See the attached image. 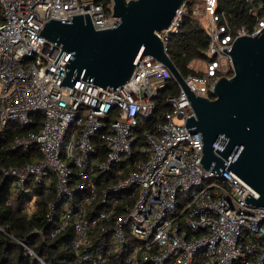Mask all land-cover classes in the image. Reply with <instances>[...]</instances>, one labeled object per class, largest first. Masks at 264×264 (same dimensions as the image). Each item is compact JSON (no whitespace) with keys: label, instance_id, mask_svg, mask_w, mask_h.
<instances>
[{"label":"built area","instance_id":"2783aa9c","mask_svg":"<svg viewBox=\"0 0 264 264\" xmlns=\"http://www.w3.org/2000/svg\"><path fill=\"white\" fill-rule=\"evenodd\" d=\"M239 1L252 18L241 25L220 0L192 3L191 15L208 42L203 56L188 62L185 75L177 69L196 95L213 98L217 81L234 73L232 57L223 48L230 51L236 38L254 36L264 27V0ZM114 3L0 0V132L26 128L15 136L14 147L41 154L4 172L18 184L30 177L49 182V175L54 176L60 196L82 193L77 208H67L63 222L51 232L55 236L72 222L71 245L77 252L98 226L112 232L111 244L119 252L129 236L135 238L129 264H264V206L245 199L258 193L235 172L204 169L201 134L186 126L195 112L168 66L149 54L137 63L140 53L132 76L117 90L82 78L70 93L59 88L71 54L40 34L45 22L89 12L96 30L111 28L118 21L112 15ZM186 9L185 0L171 24L156 32L168 55ZM171 81L175 90L163 98L169 110L160 116L157 98ZM97 180L109 184L99 191ZM127 191L136 195L134 204L111 228L104 227L101 222ZM107 197L110 206L89 217L93 202ZM84 251V261L98 264L103 259L100 252Z\"/></svg>","mask_w":264,"mask_h":264},{"label":"water","instance_id":"95a60500","mask_svg":"<svg viewBox=\"0 0 264 264\" xmlns=\"http://www.w3.org/2000/svg\"><path fill=\"white\" fill-rule=\"evenodd\" d=\"M185 0H114L118 21L96 30L89 12L72 15L69 21L50 19L40 31L48 41L71 54L66 76L59 88L71 91L79 79L116 89L126 83L144 55L163 62L187 93L195 112L187 118L190 133L202 137V166L220 173L235 172L258 193L246 202L264 206V27L254 36L235 39L230 51L234 73L221 77L213 98L190 90L164 50L157 31L167 28ZM117 90V89H116Z\"/></svg>","mask_w":264,"mask_h":264},{"label":"trees","instance_id":"16d2710c","mask_svg":"<svg viewBox=\"0 0 264 264\" xmlns=\"http://www.w3.org/2000/svg\"><path fill=\"white\" fill-rule=\"evenodd\" d=\"M194 1L186 0L187 9L182 29L169 43L170 58L183 75L188 72L187 64L192 58L203 56L208 42L204 30L191 15ZM220 5L239 17L236 25L252 21L245 10H242L239 0H220ZM172 85H175L174 81L157 98V113L160 116L169 110L163 98L168 92L175 90L170 88ZM26 131V128L14 131L6 128L0 132V264H94L81 259L84 250L100 252L103 259L98 264H129L126 259L135 243L133 236H129V243L122 252L116 251L112 246V232H104L98 226L90 230L87 246L78 252L71 245L75 237L72 222L58 234L51 236V232L63 222L65 210L69 207L73 210L77 208L82 193L60 196L54 176L49 175V182L30 177L23 184H18L14 176L4 172L10 168H21L41 158L39 152L14 147L15 136ZM97 183L100 191L109 181L100 183L97 180ZM131 193L127 191L119 197L114 213L108 220L101 222L104 227L111 228L114 220L123 217L127 213V207H132L136 195L130 196ZM109 197L105 201L99 198L93 202L87 215L93 217L108 208L112 203Z\"/></svg>","mask_w":264,"mask_h":264},{"label":"rangeland","instance_id":"374dc122","mask_svg":"<svg viewBox=\"0 0 264 264\" xmlns=\"http://www.w3.org/2000/svg\"><path fill=\"white\" fill-rule=\"evenodd\" d=\"M215 182V180H213V181H211L210 183H207V182H205L204 184V186H210V184H213Z\"/></svg>","mask_w":264,"mask_h":264}]
</instances>
